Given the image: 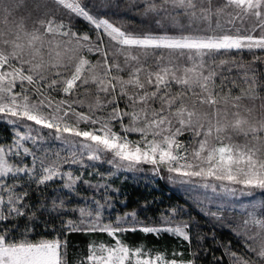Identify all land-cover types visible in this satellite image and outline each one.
Returning a JSON list of instances; mask_svg holds the SVG:
<instances>
[{"label": "snow or ice", "instance_id": "obj_1", "mask_svg": "<svg viewBox=\"0 0 264 264\" xmlns=\"http://www.w3.org/2000/svg\"><path fill=\"white\" fill-rule=\"evenodd\" d=\"M0 129V264H264V0H0Z\"/></svg>", "mask_w": 264, "mask_h": 264}, {"label": "trees", "instance_id": "obj_2", "mask_svg": "<svg viewBox=\"0 0 264 264\" xmlns=\"http://www.w3.org/2000/svg\"><path fill=\"white\" fill-rule=\"evenodd\" d=\"M125 2L126 0H122V3ZM126 18L133 21L138 19L133 12H129ZM0 133H3V129H0ZM149 192H151L156 197L161 199L163 201V205H166L169 202H176V201H179L180 203L184 202L183 193L177 190L175 187L166 184L163 180H158L156 186L151 189H147L145 187L144 182L140 180H133L130 178L124 183V193L129 200L130 206L134 207L135 203L138 200H141L145 196L151 199V195H149ZM256 195H257V199H259L261 194L257 192ZM192 212L194 215H198L197 209L193 208ZM151 214L152 213H149V215ZM204 230L207 232L209 230L208 226H205ZM217 235L219 239L224 241H228L232 239V237L228 234L226 230L217 229ZM142 238L146 240V243H148L149 246L156 245L157 247H159V245L165 242L163 240L157 242L152 236L144 237L142 233H137L135 235L130 234L128 237L129 240H139ZM104 239H107V237H104ZM166 239L169 245L174 243V241H172L171 238H166ZM207 243L211 245L210 240L207 241ZM74 244H83V240L77 239L74 241ZM80 251L81 250L78 247L70 248L68 255L69 264H75V261L77 260ZM216 255H220V251H217Z\"/></svg>", "mask_w": 264, "mask_h": 264}]
</instances>
